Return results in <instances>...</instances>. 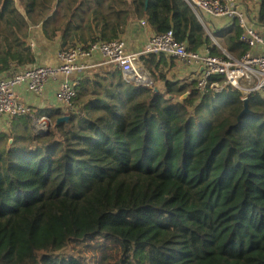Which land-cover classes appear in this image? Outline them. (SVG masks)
Segmentation results:
<instances>
[{"label": "trees", "instance_id": "1", "mask_svg": "<svg viewBox=\"0 0 264 264\" xmlns=\"http://www.w3.org/2000/svg\"><path fill=\"white\" fill-rule=\"evenodd\" d=\"M243 1L264 36V0ZM133 18L195 53L251 49L185 0H0V75L35 65L32 40L88 49ZM141 59L152 86L95 73L80 113L37 112L45 134L32 113L1 119L0 264H264V88L245 101L223 77L202 89L176 61Z\"/></svg>", "mask_w": 264, "mask_h": 264}, {"label": "built area", "instance_id": "2", "mask_svg": "<svg viewBox=\"0 0 264 264\" xmlns=\"http://www.w3.org/2000/svg\"><path fill=\"white\" fill-rule=\"evenodd\" d=\"M203 22L202 14L211 17H224L238 24L242 31L241 39L250 46L248 53L240 58L227 53L225 56L195 53L184 43H179L172 32L154 34L149 38L144 54H154L166 61H176L185 67H194L195 79L202 89L208 88V79L220 76L225 83L238 88L247 100L250 93L264 88V36L256 29L258 19L249 11L243 0H185ZM147 24L146 21L142 22ZM205 26V25H204ZM36 45H30L34 54ZM100 55L109 60L123 77L136 84L152 86L153 79L145 67L141 56L130 53L125 40L111 42L94 41L88 49L75 47L59 52L57 66L34 65L16 71L4 77L0 75V119L3 117H21L30 113L23 102L22 91L41 96L44 91L55 86L59 99L68 106V112L80 113L74 101L78 98L81 75L85 72V60L93 55ZM210 88L223 90L224 85L213 83ZM47 117H40L34 122L39 133L48 131Z\"/></svg>", "mask_w": 264, "mask_h": 264}, {"label": "crops", "instance_id": "3", "mask_svg": "<svg viewBox=\"0 0 264 264\" xmlns=\"http://www.w3.org/2000/svg\"><path fill=\"white\" fill-rule=\"evenodd\" d=\"M253 16L258 19L257 14L254 13ZM207 17H209L212 22L208 26L212 30L222 28L226 25V23L230 22L224 17ZM143 21L144 20L133 18L122 38L127 43L128 51L140 56L144 51L147 41L154 35V32L149 28V26L142 23ZM257 28L258 26H256V29ZM261 32L264 34V28L261 29ZM32 42L36 45L34 52V57L36 59L35 65L57 66L59 64L58 56L61 51L59 41L48 42L43 38H40L36 41L32 40ZM207 52H209V50L208 48H205L200 54H205ZM85 62L87 64V68L81 75V81L87 77L92 78L95 73L115 71L114 65L109 60L98 54L87 58ZM177 64L178 67L175 73L178 75V79L191 80L192 77L195 76L196 70L194 67H185L179 63ZM181 75H184V77L181 78ZM22 98L23 102L28 105L30 113H32V116L35 118V122L38 119L36 116L38 113L47 115L45 112H49L50 110H57L63 114L68 113V106H66V104L59 99L58 91L55 86L46 89L41 96L32 95L23 89Z\"/></svg>", "mask_w": 264, "mask_h": 264}, {"label": "water", "instance_id": "4", "mask_svg": "<svg viewBox=\"0 0 264 264\" xmlns=\"http://www.w3.org/2000/svg\"><path fill=\"white\" fill-rule=\"evenodd\" d=\"M187 96H188V95H185L184 97H182V99H186ZM68 118H69V117L65 116V117L60 118L59 121H61V122H62V121H67ZM47 123H48L47 125H48V128H49V127L51 126V124H52V122H51V120H50L49 118L47 119ZM45 133H46V132H45ZM45 133H41V134H45Z\"/></svg>", "mask_w": 264, "mask_h": 264}, {"label": "rangeland", "instance_id": "5", "mask_svg": "<svg viewBox=\"0 0 264 264\" xmlns=\"http://www.w3.org/2000/svg\"><path fill=\"white\" fill-rule=\"evenodd\" d=\"M184 77V75H181V78ZM5 125V122L0 119V130H2V126ZM94 245V243H93ZM70 251H73V247H71ZM89 253H93V251L89 250Z\"/></svg>", "mask_w": 264, "mask_h": 264}]
</instances>
